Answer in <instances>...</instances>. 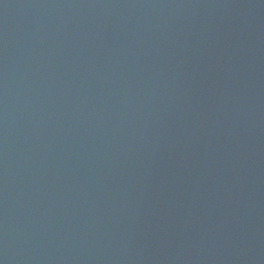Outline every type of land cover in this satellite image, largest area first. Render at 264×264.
I'll return each instance as SVG.
<instances>
[{
  "label": "water",
  "instance_id": "95a60500",
  "mask_svg": "<svg viewBox=\"0 0 264 264\" xmlns=\"http://www.w3.org/2000/svg\"><path fill=\"white\" fill-rule=\"evenodd\" d=\"M0 264H264V0H0Z\"/></svg>",
  "mask_w": 264,
  "mask_h": 264
}]
</instances>
